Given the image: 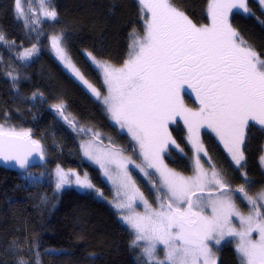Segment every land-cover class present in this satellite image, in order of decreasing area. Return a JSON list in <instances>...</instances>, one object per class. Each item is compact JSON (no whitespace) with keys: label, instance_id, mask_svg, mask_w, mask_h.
I'll use <instances>...</instances> for the list:
<instances>
[{"label":"snow or ice","instance_id":"1","mask_svg":"<svg viewBox=\"0 0 264 264\" xmlns=\"http://www.w3.org/2000/svg\"><path fill=\"white\" fill-rule=\"evenodd\" d=\"M138 3L141 13H150V18H145L143 37L130 34L134 38L123 66L117 68L107 61H97L88 53L95 66L103 71L106 96L89 84L72 63L62 46L63 33L51 37L56 56L97 99H102L112 120L126 129L139 146L142 162L137 164L115 147L95 150L94 140L81 145L84 154L105 168V174L117 185L114 206L133 233L130 247L140 249L143 264H216L213 246H220L229 237L238 238L235 250L240 264H264V189L250 195L244 185L231 187L215 165L209 163L206 169L200 154L207 156V151L198 135L200 127L211 128L235 165L242 169L245 156L241 146L245 143L246 127L250 121L264 127V58L228 20L233 9L250 11L247 0H212L208 9L211 24L201 26L193 23L171 0H138ZM259 3L264 5V0ZM40 6L44 18H57V11L49 8L45 0H40ZM31 11V8L25 11L22 0H15L17 18L31 20L35 25L40 21L29 17ZM4 40L0 33V42ZM37 51L33 45L19 58H30ZM185 85L196 93L199 110L185 107L181 96ZM37 95L33 93V97ZM52 107L75 128L74 118L65 115L62 102ZM177 116L188 126V140L195 150L190 176L169 168L163 159L169 146L184 154L168 131L169 122ZM77 130L90 132L94 138L100 136L90 128ZM33 154L41 160L45 157L43 146L31 138L30 130L17 131L0 124V158L15 161L21 169H26ZM260 159L264 163V156ZM109 165H115V177L110 174ZM129 165L147 178L150 190L157 194L154 197L157 207L137 187ZM153 175H158V182L151 180ZM242 176L248 184L247 173L242 172ZM55 177L57 191L73 184L80 189L94 188L87 173L82 177L74 170L65 171L57 166ZM236 198L246 202L247 214L239 209ZM137 200L144 205L143 213L135 210ZM125 210L127 215L123 214ZM233 217L238 219L239 229L233 224ZM161 245L163 259L157 256ZM16 264H30V261L18 257ZM36 264H39L38 252Z\"/></svg>","mask_w":264,"mask_h":264},{"label":"trees","instance_id":"2","mask_svg":"<svg viewBox=\"0 0 264 264\" xmlns=\"http://www.w3.org/2000/svg\"><path fill=\"white\" fill-rule=\"evenodd\" d=\"M171 3L196 25L211 23L210 0H171ZM53 5L58 13L56 20L41 23L34 42L16 16L15 0H0V33L5 37L0 42V52L10 65V73L15 71L19 77L17 96L0 63V112L9 111L19 124L14 128L30 130L47 153L44 164L27 170L0 166V264H16L18 257L36 264L37 252L39 264H141L140 249L130 247L133 234L108 202L93 192L65 189L58 193L55 189L52 170L59 165L87 172L97 191L107 199L113 196L103 171L85 156L81 147L83 140L94 138L92 133L77 129L99 132V138L94 139L104 145L131 153L135 149L128 135L112 123L105 107L66 73L44 47L51 34L63 33L75 64L101 88L102 74L86 54L123 66L132 41L130 34H145L146 14L141 13L138 0H53ZM247 5L250 12L232 13L230 23L264 57V9L256 0H247ZM33 45L38 53L31 60L22 61L21 52ZM33 93L38 95L33 97ZM183 99L189 109L199 110L192 97L185 94ZM61 102L65 115L74 118L75 128L52 107ZM170 128L184 154L171 148L166 162L189 174L193 170L190 159L194 149L189 145L187 130L180 121ZM202 137L218 167L231 173L233 184L242 183L251 192L264 186L260 159L264 156V127L252 121L248 125L243 146V172L247 173L248 184L232 166L214 134L204 129ZM29 172L40 180L30 183ZM235 249L232 241L213 246L216 264H240Z\"/></svg>","mask_w":264,"mask_h":264},{"label":"rangeland","instance_id":"3","mask_svg":"<svg viewBox=\"0 0 264 264\" xmlns=\"http://www.w3.org/2000/svg\"><path fill=\"white\" fill-rule=\"evenodd\" d=\"M256 1L259 2V0H256ZM211 2H212V0H210V4H211ZM45 3L47 4V6H48L49 8L54 7V5H53V0H45ZM22 6L25 8V11H26V12H28V9H29V8L32 9V11H31L30 13H28V15H29V17H31V19H39V21H40L39 23L33 25V24L31 23V20L20 19V21L22 22V24H23V26H24V28H25L27 34H28L31 38H33L34 42H36V41H37V37H38L39 34H40L39 29H40V27H41V26H40L41 23H48V24H51V23H53L56 19H55V20H51V19H47V18H44V17H43V15H42V11H41V6H40V0H30V2H29V0H22ZM261 6H262V8L264 9V5L261 4ZM248 8H249V7H248ZM249 10H250V9H249ZM234 12H243V10H241V9H233L232 12H230V13L228 14V20H229V23H230L231 15H232V13H234ZM249 12H250V11H249ZM249 12H248V13H249ZM243 13H245V12H243ZM145 14H146L145 18H150V13L145 12ZM189 19H190V18H189ZM210 19H211V17H210ZM210 24H211V23H210ZM210 24H208V25H210ZM230 24H231V23H230ZM197 26H198V25H197ZM199 26H201V25H199ZM231 26H232V25H231ZM234 29H235V28H234ZM134 33H135L136 35L140 36V37H143V36H144V34H139V33H137V32H134ZM53 35H56V34H51V35L49 36V39L47 40V42H46V44H45V47H44V48H45L46 53L51 54V55H52V58H53L55 61H57V62L61 65V67L64 69V71H65L66 73H68V74H69V75H70V76H71V77H72V78H73V79H74V80H75L80 86H82V87L84 88V90H85V91H86V92H87L92 98H94L95 100H97L98 102H100V103L105 107V105L103 104L102 99H97L96 96L92 93L91 89H89L87 85H85L82 81H80L78 78H76V77H75V76H74V75H73V74H72V73H71V72H70V71L64 66L63 62H62V61L56 56V54H55V52L53 51L52 46H51V37H52ZM133 38H134V36H132V39H133ZM62 46L65 48L66 53H67V55L70 57L72 63H73V64L75 65V67H76V68L82 73V75H83L84 78L89 82V84H91L93 87H95V88H96V89L102 94V96H106V95L108 94V89H107V85L104 83L103 71H102V69H99V68H97V67L95 66V64L93 63V61L91 60V58L88 56V53L86 54V56H87V57L89 58V60L91 61L92 66H94V67L98 70V72H100V74H102V84H103V86L101 87L102 89H101L99 86L96 85V83H95V82L89 77V75H87L86 73H84V72H83V71H82V70H81V69L75 64V62L73 61V59H72V57H71L69 51L67 50V47H66V45H65V43H64V39H63V41H62ZM31 48H32V47H30L29 49H31ZM23 52H24V51H23ZM23 52H21V53H23ZM36 53H38V52L33 53L32 56H34V54H36ZM19 56H20V55H19ZM91 56H92V55H91ZM92 57H93V56H92ZM31 58H32V57L27 58V59H21V60L24 61V62H27V61L31 60ZM262 58H264V57H262ZM96 60H97V61H104V60H99V59H96ZM0 63L2 64L4 70L6 71V74H7L6 76H7V78H8L9 81L12 83L13 87L16 89V90H15V93H16V95H17V92H18V88H17V87H18L19 77L16 75V72L13 71V69H12L13 72H11V75H9V73H10V65H9V64H6V62H4L1 52H0ZM110 64H111V63H110ZM111 65L114 66V67H117V68H118V67H122V66H117V65H114V64H111ZM13 77H15V79H13ZM185 94H186V95H189L190 97H192V98L194 99V101L197 102V104H199V106H200V103H199V100L197 99L196 93H195L191 88H188L187 85L184 86V91H182V93H181L182 99H183V96H184ZM17 96H18V95H17ZM183 100H184V99H183ZM183 102H184V101H183ZM184 105H185V103H184ZM185 107L188 108L186 105H185ZM105 109H106V107H105ZM188 109H189V108H188ZM106 111H107V110H106ZM107 113H108V111H107ZM108 114H109V113H108ZM109 116H110V119H111L112 123H113V124H114V125H115V126H116V127L122 132V133H125V134L128 135V137L130 138V140H131V142H132V145L134 146L135 153L126 152V151H124L122 148H117V149L122 150V154H123V156H125V157H130L132 160H135L137 164H140V163L142 162V156L139 154V146L136 144V142H135L134 140H132L131 135L127 132V130H126V129H121L120 126H119L118 124H116V122H115L114 120H112L110 114H109ZM176 121H180V122L185 126V128H186V130H187V134H188V136H189L188 126L184 123L183 118L180 117V116H177V117L175 118L174 121L169 122V124H168V131L171 133V128H170V127H171L172 125H174ZM0 124H4L6 128H7V127H16V126L19 125V124H18V121H16L14 118L11 117V114H10L9 111H7V112H5V113H4V112H0ZM203 128H206V129L210 130V131L214 134V136L216 137L217 141L220 143V145L222 146V148L224 149V151H225L226 154L228 155V157H229V159H230V162H231L232 166H233L236 170H239V172H240V176L242 177L243 181L245 182V180H244V178H243V176H242V172L244 171L243 168H242V169H239V168L235 165V163H234V162L232 161V159H231V155L228 153L227 149L224 147L223 142H222V141L220 140V138L217 136L216 132H214L211 128H208L207 126H202V127H200V128H199V131H198L199 139H200L201 143L203 144L205 150L207 151V156H205L203 153L200 154V157H201V163L204 165V167H205L206 169L209 168V163L212 164V165H215L216 169L219 170V171L222 173L224 179L230 184V186H231V185H234L235 188H236V187H239L242 183L233 184L234 182H233V180H232V175H231V173H229L228 170H226L225 168H224V170H222L221 168H219L218 165L216 164V160L213 159V158L211 157V155L208 153V150H207V148H206V145H205L204 140H203V137H202ZM247 129H248V126H247L246 129H245V140H246V135H247ZM87 133H90V132H87ZM171 136H172V133H171ZM172 138H173V136H172ZM90 140H94L93 148H94L95 150L106 151V150H108L110 147H114V146H107V145H104V144H102L101 142L95 140L94 138H90V139L83 140V141L81 142V145H82V144H86V143H87L88 141H90ZM189 145L192 147L190 141H189ZM243 146H244V144L241 146V147H242V150H243V152H244ZM115 148H116V147H115ZM171 148L173 149V146H169L168 151H167V152L164 154V156H163V159H164V163H165V164H167V162H166V155L169 153V151H170ZM82 149H83V148H82ZM192 149H193V147H192ZM83 152H84V149H83ZM44 154H45V158H47V153H46L45 150H44ZM194 156H195V150H194V153H193V155H192V158L190 159L191 163H192V161H193ZM88 158H89V157H88ZM209 158H210V159H209ZM89 160H90L94 165L98 166V167L103 171V175H104L106 181L108 182V184H109V186H110V188H111V190H112V193H113V194H112L113 196H112L110 199L105 198V197L103 196V194L100 195V193H102V192L97 191L95 188H93V189H80L79 187H77V186L74 185V184H73V185L65 186L63 189H61V190H59V191L56 190V191H57L58 193H61V192L64 191L65 189H75V190L80 191V192H93V193H94L99 199H101V200H105L106 202H108V203L114 208V210H116V211L118 212V216H119V218H120V220H121V211L118 210V209L114 206V205H115V202H116V200H117V195H116V194H117V185L114 184V183H113V180H110V179L108 178V175L105 174V168H102V167L100 166V164L97 163L95 160H92V159H90V158H89ZM244 162H245V160L242 161L243 166H244ZM167 165H168V164H167ZM57 166H59V165L54 166V168H53V170H52V172H53L54 182L56 181L55 172H56ZM192 166H193V164H192ZM262 166H263V170H264V163H262ZM59 167L62 168L61 166H59ZM168 167L171 168V169H173L174 171L180 173L181 175H184V176H190V175L193 174V170H192L191 173L187 174V173H183V172L177 171V170H175L174 168L170 167L169 165H168ZM108 168H109V172H110V174H111L113 177H115V175H116L115 165H109ZM62 169H64V168H62ZM64 170H65V171H68V169H64ZM128 170H129V172L132 174V178H133V180H135L137 187L140 189L141 192H143L144 197L148 200V202H149L154 208L157 207V203H156V201H155V199H154V197H155L157 194L155 193V191L150 190V189H151V185L148 183L147 178L143 177V174L140 173L138 169L134 168L133 165H129V166H128ZM75 172L79 173L82 177H83V175H84L85 173H87V172H85V171H84V172L75 171ZM29 173L32 174L31 177L29 176ZM29 173H28L27 176H28V180L30 181V183H35V182H38V181L40 180L39 177H37L34 173H32V172H29ZM87 175H88V178L90 179V175H89L88 173H87ZM90 180H91V179H90ZM151 180H152L153 182H158V175H153V176L151 177ZM91 183H92V182H91ZM246 189H247V188H246ZM261 189H264V186L259 187V188H258L257 190H255L254 192L249 191V194H250V195H254L255 193L259 192ZM238 196H239V194H237V197H238ZM235 202H236L237 206L239 207V209H240L242 212H244L245 214H247L249 208H248L246 202H242L240 198H236V201H235ZM134 207H135V210H136L137 212H139V213H143V212H144V205H143L139 200H137V201L135 202ZM123 214L127 215V214H128V213H127V210H125ZM208 214H210V210L208 211ZM121 221H122V220H121ZM122 222H123V221H122ZM123 223H124V222H123ZM124 224H125V223H124ZM233 224L235 225V227H236L237 229L240 228L239 221H238V219L235 218V217H233ZM125 225H126V224H125ZM126 226H127V225H126ZM127 227H128V226H127ZM131 233H132V232H131ZM132 234H133V233H132ZM133 237H134V235H133ZM253 238H254V239L257 238V233H255V232L253 233ZM227 241H232L233 244H234V246L236 247V244L238 243V238H232V237L226 238L224 241L221 242V245H222L223 243L227 242ZM221 245H220V246H221ZM157 256H158L160 259H163L164 251H163V246H162V245L159 246V249H158V252H157ZM139 258L142 260V261H141V264H143V257L141 256V252L139 253ZM215 258H216V257H215ZM216 261H217V259H216Z\"/></svg>","mask_w":264,"mask_h":264},{"label":"water","instance_id":"4","mask_svg":"<svg viewBox=\"0 0 264 264\" xmlns=\"http://www.w3.org/2000/svg\"><path fill=\"white\" fill-rule=\"evenodd\" d=\"M53 51H54V49H53ZM31 138L33 139L32 135H31ZM45 161H46L45 157H44L43 160H41L38 155L33 154V156L30 157L29 166L26 169H23V170H27V169H30V168H34V167H36L38 165H42V164L45 163ZM0 166L5 167V168L21 169L19 167V165L16 164L15 161H4L2 158H0Z\"/></svg>","mask_w":264,"mask_h":264},{"label":"flooded vegetation","instance_id":"5","mask_svg":"<svg viewBox=\"0 0 264 264\" xmlns=\"http://www.w3.org/2000/svg\"><path fill=\"white\" fill-rule=\"evenodd\" d=\"M194 100V99H193ZM197 103V102H196ZM204 129H206V128H203V131H204ZM206 145V144H205ZM212 157V156H211ZM213 158V157H212ZM213 159H215V158H213Z\"/></svg>","mask_w":264,"mask_h":264}]
</instances>
